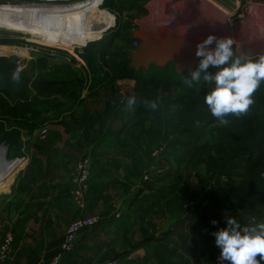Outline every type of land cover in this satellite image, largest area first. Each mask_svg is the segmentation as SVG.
<instances>
[{
    "label": "rangeland",
    "instance_id": "rangeland-1",
    "mask_svg": "<svg viewBox=\"0 0 264 264\" xmlns=\"http://www.w3.org/2000/svg\"><path fill=\"white\" fill-rule=\"evenodd\" d=\"M92 2L0 0V16L41 8L52 11L56 17L70 18L72 14L68 11ZM97 3V10L109 17L108 26L92 38L85 37L81 43L42 36L37 30L24 33L14 26H0V55L19 64V75L32 76L30 95H36L33 104L38 107L35 117H17L9 112V100L6 98L3 103L4 97L0 95V146L5 143L8 147L6 161L19 158L13 165L4 159L0 161V168H11L0 176V247L5 236L14 234L21 225L12 219L16 220L25 208L27 214L34 209L27 205L44 197V186L49 195H54L60 184L64 186L59 181L63 178L66 186L72 185L71 200L76 214L73 220L85 215L102 218L116 201L127 202L141 191L134 212L139 223L134 228L140 227L136 234L141 241L146 242L151 235V264H208L220 250L213 233L226 226L227 217L235 218L242 227L264 222V204H254L259 199L257 195L264 197V139L257 142L247 131L254 123L264 136L261 105L264 82L252 94L254 103L246 113L229 114L228 123L220 124L204 103L205 94L214 85L194 82L193 87H188L184 83L188 74H175L172 64L167 66V75L162 72L167 67L152 66L140 71L129 68V53L140 46V42L137 46L133 40L135 22L151 27L185 18L230 34L232 39L231 29L235 25L264 30V0H99ZM12 18L9 21H15ZM232 47L236 55L247 59L236 45ZM208 71L213 73L210 68ZM49 81L58 86L59 93L51 96L38 93L36 86ZM132 96L136 97V104L128 108L126 101ZM146 99H158L157 109L146 107ZM65 104H70V109L57 114L51 112L53 106L52 110H56V106ZM254 114L258 115L252 122ZM238 130L244 133H235ZM89 142H102L107 154L112 153L97 168L92 166L90 184L99 178L98 172L101 178L113 182L100 204L91 207V213L88 211L90 184L82 200L84 207L73 196L77 166L83 158H89ZM185 142L195 145L186 148ZM102 144L99 143L100 147ZM242 146L248 150L239 153ZM25 155L28 162L21 170L27 160ZM48 171L57 179L55 183L53 178L45 181L44 174ZM72 173L69 182L67 175ZM218 189L231 194L222 202L225 211L217 215L213 214L216 212L213 207L202 209V219L188 224L187 215L198 205L211 206L213 193ZM244 203L251 207L247 209ZM150 205L151 216L147 221ZM206 210L212 211L205 214L209 212ZM208 216L212 218L206 219ZM135 242L136 236L128 238L129 247H134ZM115 254L111 252L108 260L120 257ZM63 255V264H84L86 260L80 247L72 254L63 252Z\"/></svg>",
    "mask_w": 264,
    "mask_h": 264
},
{
    "label": "crops",
    "instance_id": "crops-1",
    "mask_svg": "<svg viewBox=\"0 0 264 264\" xmlns=\"http://www.w3.org/2000/svg\"><path fill=\"white\" fill-rule=\"evenodd\" d=\"M89 143L87 144V151L89 158L92 157V166L95 169L103 161L106 162V156H110L112 153L107 154V149L102 142ZM99 143L103 147H100L101 145ZM26 157L27 160L25 159L24 166H21V170L24 169L28 162L29 157ZM46 173L44 174L45 181L53 178L51 174H48L49 171ZM98 173L99 178L93 180L88 191V197L90 198L88 206L89 213H91L90 211H92L91 207L93 205L100 204L101 200L105 198L106 190L113 184L112 181L108 182L106 179L101 178L102 174L100 172ZM67 176H69L67 178H69L70 182L73 173ZM52 180L54 183L57 181L54 178ZM59 181L63 182L64 186L60 184L61 188L58 186V190L54 195H49L44 186L42 190L44 197L39 202H30L27 205L34 209L27 214V209L25 208L23 213L17 217V221L15 218L12 219L13 223L20 222L21 225L18 230L16 228V232L14 233L15 240L9 257L4 264H46L55 257L59 259L58 264L65 262V255L62 252L65 234L69 223L75 218L76 214L71 200L72 185L68 184L66 186L65 179L63 180V178ZM117 183L115 181V187ZM141 195L142 192L138 191L136 197L134 195L127 202L120 200L116 201L113 206L109 204L108 206L111 205V207H108L106 212L102 214L101 223L93 229L82 232L77 248L80 247L84 250V259H86L84 264H109L112 261H116L117 264H139L140 262L138 261H142L141 263L143 264H151V235L146 239V242H144L145 240L141 241L136 234L140 231L137 230L140 227L134 228L135 223H139V218L135 217L134 212L138 208ZM116 208L121 209V211ZM148 209L149 214L145 218L147 221L150 220L151 205L148 206ZM117 210L120 212L113 215ZM120 213L121 215L118 218L117 215ZM123 213L126 216L121 218ZM133 236H136V247H129L128 238ZM211 246L215 247L212 244ZM111 252L120 255V257L118 256L108 260ZM188 252L191 251L188 249ZM219 253L220 250L217 252V255ZM215 256L212 257L211 262L208 264L214 262Z\"/></svg>",
    "mask_w": 264,
    "mask_h": 264
},
{
    "label": "clouds",
    "instance_id": "clouds-1",
    "mask_svg": "<svg viewBox=\"0 0 264 264\" xmlns=\"http://www.w3.org/2000/svg\"><path fill=\"white\" fill-rule=\"evenodd\" d=\"M214 41L215 47H209ZM232 45L233 40L229 37L218 38L215 34H209L196 48V56L201 57L198 68L184 79L188 87H193L194 82L196 85H214L205 94L204 103L220 124L228 123L226 117L229 114L239 116L246 113L254 103L252 94L264 82V54L258 59H244L235 54ZM210 66L218 68V71L214 74L209 72ZM135 104V96L126 101L128 108ZM144 104L155 110L158 99H146ZM213 235L220 249V261L227 264L264 262V222L242 227L235 218L227 217L226 226Z\"/></svg>",
    "mask_w": 264,
    "mask_h": 264
},
{
    "label": "water",
    "instance_id": "water-1",
    "mask_svg": "<svg viewBox=\"0 0 264 264\" xmlns=\"http://www.w3.org/2000/svg\"><path fill=\"white\" fill-rule=\"evenodd\" d=\"M137 29L133 33V39L140 42V46L129 53L132 70H149L152 66L163 69L168 65L174 66L177 75L188 74L198 68L201 57L196 56L198 43L206 39L209 34H215L218 38H230V34L216 32L205 26L199 25L190 19L175 18L167 23L156 25H143L135 22ZM260 30V29H259ZM248 30L240 25L231 29L233 44L238 47L241 55L247 59H257L264 54V30ZM256 31V32H255ZM215 47V41L213 45ZM213 72L218 68L210 66ZM19 64L8 57L0 55V93L17 95H30L32 76L19 75ZM8 147L5 143L0 146V159L5 161ZM18 158L6 161L16 163ZM225 189H218L221 196Z\"/></svg>",
    "mask_w": 264,
    "mask_h": 264
},
{
    "label": "bare ground",
    "instance_id": "bare-ground-1",
    "mask_svg": "<svg viewBox=\"0 0 264 264\" xmlns=\"http://www.w3.org/2000/svg\"><path fill=\"white\" fill-rule=\"evenodd\" d=\"M98 1L93 0L92 3L75 7L74 11H68V14H72L70 18L56 17L52 11L41 8L18 11L15 15L13 11L8 12L0 16V26H14L24 33L37 30L42 36L49 35L61 40L73 39L74 42L81 43L85 37L92 38L95 34L105 31L108 26L109 17L96 8ZM9 17H13L15 21H9ZM19 19L21 21H18ZM10 171V167L0 168V176Z\"/></svg>",
    "mask_w": 264,
    "mask_h": 264
},
{
    "label": "trees",
    "instance_id": "trees-1",
    "mask_svg": "<svg viewBox=\"0 0 264 264\" xmlns=\"http://www.w3.org/2000/svg\"><path fill=\"white\" fill-rule=\"evenodd\" d=\"M135 42H138L139 43V41H137V40H135V39H133ZM86 47V46H85ZM169 68L167 67L165 70H163L162 72L164 73V75H167L168 74V72H167V70H168ZM174 74V73H173ZM186 74V73H185ZM187 76H189V75H187ZM57 85L55 84V83H52V81H49V82H45V83H43V84H40V85H37L36 86V90H37V92L38 93H44V94H46V95H56L57 93H59L58 92V89H57ZM64 93H66V92H64ZM72 93V92H71ZM71 93L70 94H63V96H69V95H71ZM74 94V93H73ZM0 95H3V97L4 98H2V102L3 103H5V99L7 98L8 100H9V103H10V110H9V112H10V114L11 115H14V116H17V117H24V116H27L28 118H30L29 116H31V117H35V113H37V111H38V107H37V105L36 104H33L34 103V99H35V97H36V95H35V97L33 96V94L32 95H30V96H27V95H25V94H22V95H17V96H15V97H13V96H11L10 94H6V93H0ZM264 95V94H263ZM263 99H264V97H263ZM36 103V102H35ZM72 103V102H71ZM69 105L70 104H65V106H62V105H60V106H56V110H52V109H55V106H53L52 108H51V112H53V113H61V112H59V111H65L66 109H70V107H69ZM73 105V104H72ZM262 108L264 107V102H262ZM69 107V108H68ZM60 109H63V110H60ZM48 111H50V110H48ZM56 111V112H55ZM255 116H253L252 117V122H254V120L256 119V117H257V115L258 114H254ZM247 120V119H246ZM251 122V123H252ZM257 129H258V126L257 125H254V123H252V125H250V128H249V130H247L248 132H249V134L251 135V138L252 139H255V140H257V142H259V141H261V139H264V136H263V133H261L262 132V130H258L257 131ZM188 132H190V131H188ZM235 133H239V134H241V133H244V131H240V130H238L237 132H235ZM189 135V134H188ZM192 136V135H191ZM188 137H190V136H188ZM191 139H192V137H190ZM228 140V139H227ZM240 141H245V143H246V140H244V138H240ZM198 142V141H197ZM218 142H220V139H218ZM217 142V143H218ZM186 144H183V145H185V147L186 148H190L191 146H193V145H195L193 142H191V143H189L188 144V142H185ZM198 144V143H197ZM169 148H170V146H169ZM246 150H248V148H245V147H240L239 148V153H244ZM242 156V155H241ZM166 159V158H165ZM92 174V173H91ZM90 181H91V179H90ZM89 184H90V182H89ZM227 192H226V194L224 193V194H222L221 196H219L218 194H217V191H215V193H213L214 194V196L212 197L213 199H212V201H211V206H209V205H203V204H201V205H198L195 209H193V211H192V213L191 214H189V215H187V217H186V221H187V223L189 224L190 223V221L192 222L193 220H195L196 219V221L198 220V219H202L201 217V214H200V211L202 210V209H207V208H209V207H213V208H215L216 209V212H214L213 214H217L218 215V213H220L221 211H225V208H222V202H224V200L226 199V198H229L230 197V193H229V191L228 190H226ZM245 197H247V198H249L248 196H245ZM256 197H259V199L257 198V199H255V202H254V204H257V205H259V204H264V197H262L261 195L260 196H256ZM235 199L238 201V199L239 198H237V196L235 197ZM260 200H262V201H260ZM245 202H247L246 200H244ZM239 203V202H238ZM249 203V202H248ZM248 203H244V205L246 206V204H247V209L249 208V207H251V204H248ZM240 204V203H239ZM253 204V205H254ZM234 206V205H233ZM233 206H231V207H233ZM241 207V206H240ZM242 208H244V207H242ZM246 208V207H245ZM206 211H209V212H206L205 214H207V213H210L211 211L210 210H206ZM209 215V214H208ZM208 218H212V216L210 217V216H208L206 219H208ZM195 221V222H196ZM167 250H170L169 248H166Z\"/></svg>",
    "mask_w": 264,
    "mask_h": 264
},
{
    "label": "built area",
    "instance_id": "built-area-1",
    "mask_svg": "<svg viewBox=\"0 0 264 264\" xmlns=\"http://www.w3.org/2000/svg\"><path fill=\"white\" fill-rule=\"evenodd\" d=\"M137 46L139 43L137 42ZM217 71V70H216ZM215 72H213L214 74ZM92 172V162L90 158H83L77 166V175L75 179V188L73 190V196L79 200L81 207H84V202L82 201L86 192L88 191L89 182L91 179ZM118 217V215H117ZM102 221L101 217L98 216H81L72 221L68 226L65 234V242L63 246V252L65 254H72L77 246L82 232L93 229L97 227ZM15 237L13 233H9L5 236L3 243L0 247V264H4L8 257L10 250L13 246ZM220 253L215 257L212 264H227L225 261H220ZM59 259L57 257L53 258L46 264H58ZM109 264H117L116 261H112Z\"/></svg>",
    "mask_w": 264,
    "mask_h": 264
}]
</instances>
